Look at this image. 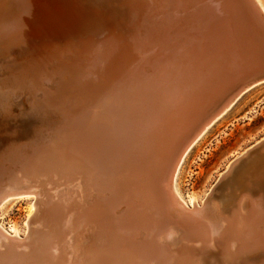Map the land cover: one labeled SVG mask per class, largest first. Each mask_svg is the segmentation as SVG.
I'll use <instances>...</instances> for the list:
<instances>
[{"label":"bare ground","instance_id":"obj_1","mask_svg":"<svg viewBox=\"0 0 264 264\" xmlns=\"http://www.w3.org/2000/svg\"><path fill=\"white\" fill-rule=\"evenodd\" d=\"M38 1L41 3L35 0H3L0 4V74L6 68L11 74H17L14 77L7 72L6 77H0V211L9 202L25 200L28 204L24 224L28 231L24 238H21L18 227L5 228L0 222V248L4 249L0 252V264L7 261L11 248L24 244L26 238L32 243H61L95 239V235L97 239H104L118 234L129 227L122 217L131 202L138 204L139 213L130 208L134 218L130 225L141 222L150 228L164 226L165 223L187 226L189 223L183 222L190 212H194L201 216L204 224L191 226L199 235L200 240L197 238V241L206 244L211 238L210 244L215 246L217 236L223 246L235 247L234 253L228 247L227 254L226 250L225 254L219 252L217 259L213 253L199 255L191 264H250L264 259V145L256 147L264 138L253 146L256 148H250L232 161L219 176L215 186L225 185L226 190H231L228 186L232 182L238 184L239 179H243V185L237 189L240 193L235 195L233 192L235 196L219 206L218 202L211 200L215 187L200 205V197L185 200L175 184L187 151L239 99L204 126L181 153L170 176L166 175L170 169L169 159L160 156L137 171L138 175L136 172L130 183L120 178L123 170L116 168L115 160L105 159L107 162L97 164L90 152L73 159L71 155L62 154L60 161L44 167L36 163L43 156L38 150L39 145L49 146L47 144L54 134L59 133L57 124L66 123V114L74 113L81 119V129L85 127V92H88L92 79L83 72L85 67H81L85 61L83 56L90 59L88 69L97 70L112 56H117L116 53L121 55L117 58L121 61L129 56V63L135 66L142 63L139 62L140 57H147L166 44L179 46L181 43L176 45L179 36H192L196 28L200 32L197 21L209 19L198 11L196 0H120L125 5L119 13L123 19L111 20L107 25L103 15L91 10L88 0ZM137 16L140 23L135 19ZM30 19H34L33 23H41L27 30ZM86 19H96L98 28L82 29ZM149 23L150 26L147 25ZM140 30L145 33L142 36L144 34L148 38H139ZM118 32L130 33L133 39L131 46L124 47L123 52V41L116 36ZM147 33L154 34V38ZM23 44L26 49H35L21 51ZM184 57L190 59L189 56ZM64 77L65 81L62 80ZM3 87L9 88L8 91ZM8 118L19 119L11 124L16 133L3 131ZM42 122L50 126H46L43 134H38L40 125H44ZM60 138L58 140H63ZM78 151H82L81 147ZM30 152L31 157L28 156ZM113 162L115 165L110 166ZM156 183L164 190L160 195L154 192ZM248 183L251 194L243 191V186H249ZM126 187L132 190L123 195ZM224 197L227 198V194ZM224 197L217 199L221 201ZM32 225L37 229L31 230L29 227ZM91 230L93 234H89Z\"/></svg>","mask_w":264,"mask_h":264},{"label":"water","instance_id":"obj_2","mask_svg":"<svg viewBox=\"0 0 264 264\" xmlns=\"http://www.w3.org/2000/svg\"><path fill=\"white\" fill-rule=\"evenodd\" d=\"M196 3L198 11L209 19L197 21L200 32L196 28L192 36H179V46L166 44L140 57L141 66L129 63V56L118 60L121 55L116 53L100 69L86 70L92 82L85 92V127L81 129V119L74 113L66 114V123L57 124L59 133L54 134L49 146L39 145L43 155L36 160L39 166L60 161L62 154L73 159L90 152L97 164L115 160L116 168L123 170L120 178L130 183L137 171L160 156L169 159L166 175L170 176L181 153L204 126L243 94L264 83V13L256 1ZM138 33L139 38H148L141 30ZM147 34L154 38V34ZM116 36L123 41L122 52L131 46L130 33L118 32ZM261 145L264 141L256 147ZM223 187L215 186L212 201L216 202ZM131 190L126 187L123 195ZM163 191L156 183L154 192L160 195ZM136 205L131 202L126 208L122 218L129 227L118 234L61 243H32L26 238L24 244L10 249L11 255L3 264H191L199 255L213 253L217 259L219 252L225 254L226 250L227 254V247L231 253L235 251L231 245L223 246L217 236L215 246L210 244L211 238L206 244L197 241L199 235L191 226L204 224L194 212L183 222H188L187 226L130 225L134 220L130 208L139 213ZM93 233L91 230L89 234ZM3 250L0 248V252ZM263 260L250 264H264Z\"/></svg>","mask_w":264,"mask_h":264},{"label":"rangeland","instance_id":"obj_3","mask_svg":"<svg viewBox=\"0 0 264 264\" xmlns=\"http://www.w3.org/2000/svg\"><path fill=\"white\" fill-rule=\"evenodd\" d=\"M35 1L41 3L38 0ZM41 1L44 3L43 0ZM48 1L53 2V0H48ZM257 1L258 4L261 6L262 10L264 11V0H257ZM2 2L3 0H0V4H2ZM87 3H89V7H91V10L95 11V14L97 15L101 14L104 16L103 19L106 20L104 23L105 25L109 24L111 20L114 21V19H117L116 21H120L121 19H123V15H119V13L125 9V7H122L125 5L122 4L120 0H116V1L88 0ZM135 19H137V22L140 23V21L138 20L139 19L138 16L137 18L135 17ZM33 20L34 19H30L28 21L27 24L28 28L26 27L25 29L30 30L32 26L41 23V21L33 23L32 22ZM94 20L91 21L89 19H86L83 21L82 25L81 24L79 25H81L82 29L85 28V30H90L94 28L96 29L99 26V22ZM44 25L46 24L43 23V26ZM21 48H22L21 51H23V49H26L24 44L23 46H21ZM27 49L33 50L35 48L33 49L27 48ZM27 49L25 51L29 52L30 50L28 51ZM67 50L68 49H65V51ZM62 53L63 51L60 52V59ZM60 59L58 60L61 61ZM83 59H85V61L87 60L86 62L90 61L89 58L84 56ZM85 61L82 63L85 64L86 63ZM90 65L91 64L89 62L86 63L85 65H81V67H85V70L83 69V72L85 74H89L88 72L86 73L85 71L89 70L88 67H90ZM7 70L8 68H6L3 71L4 73H2V75L0 74V77L3 76L6 77L8 73L10 75L11 72H8ZM13 74L14 73H12L11 75ZM15 75L17 74H14V77ZM55 79L56 77H54V80ZM62 80L65 81L66 77L62 78ZM6 88L3 87V90H5ZM8 89L9 88H7L6 91H8ZM20 95L21 97L23 96V98H25V95H22L21 93ZM35 97H37V95ZM23 118L24 117H22V119ZM22 119L20 121H22ZM16 121H19V119L10 120L8 118L6 124L3 127V131H5V133L8 131L6 134L12 132L16 133L17 130L11 125ZM41 124L44 125L38 124L40 125L39 130H41V131L38 130L37 132L38 134H40L41 132L43 134L47 130L46 126L47 128L50 126V125L48 126L49 123L47 124L42 122ZM42 128H44V130ZM263 138H264V84H261L249 90L244 95H242L239 98V100L230 108V110L219 120H217L212 126H210L208 130L205 131V133L187 151V153L185 154V156L181 161V165L179 167L175 179L176 187L179 193L181 194V196L187 201L190 200L191 198L200 197L198 198V204L201 205L206 195H209L212 192L211 190L218 183V180L220 178L219 176L223 172H225L227 166L232 161L237 159L240 155H242L245 151L249 150L258 142H260ZM4 166H6V164H4ZM242 170L243 169H241L240 171ZM242 180L243 179L241 177L238 182L239 187H237L236 189L234 187V184L236 183L232 182L228 186V188H231V190L227 189L228 190L227 191L226 187H224L223 192L222 193L221 191L219 192L220 194L218 198H222L226 196V194H227V198L224 197V199H221V201L220 199H215L216 202L214 200L213 201L215 203L218 202L217 204L219 206L221 202L233 198L239 192L237 189L243 185ZM248 185L249 186L245 184L243 186V191L244 192L248 191V193L250 192L251 194L252 191H249L251 190L250 183H248ZM245 186L247 187L246 189ZM233 192L235 193V195H233L234 194ZM254 196L256 197L257 194ZM32 197L35 198L33 194ZM27 207H28L27 202L25 200L23 201L21 200V201L6 203L0 211V222L4 225L5 228L14 227V226L16 228L18 227L20 230L21 238H24L28 231V228L27 227L25 228L24 226L26 222V215L28 209ZM34 226H35L34 229L31 230L37 229V226L36 225Z\"/></svg>","mask_w":264,"mask_h":264}]
</instances>
